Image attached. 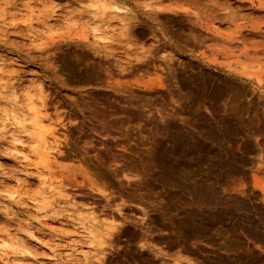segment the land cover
<instances>
[{"label":"rangeland","instance_id":"obj_1","mask_svg":"<svg viewBox=\"0 0 264 264\" xmlns=\"http://www.w3.org/2000/svg\"><path fill=\"white\" fill-rule=\"evenodd\" d=\"M0 58V264H264V0H0Z\"/></svg>","mask_w":264,"mask_h":264},{"label":"bare ground","instance_id":"obj_2","mask_svg":"<svg viewBox=\"0 0 264 264\" xmlns=\"http://www.w3.org/2000/svg\"><path fill=\"white\" fill-rule=\"evenodd\" d=\"M124 8H119V7H115V9H114V11H113V15L114 16H120V14L122 15H124ZM51 13V15H49L50 17H52V18H54L55 16H57L56 14L57 13H55V11L53 10V11H51L50 12ZM110 13H112V11L110 12ZM105 16V15H104ZM111 18V17H110ZM98 20V19H97ZM101 20V19H100ZM100 20L98 21V22H100ZM103 20V19H102ZM105 20V19H104ZM103 20V21H104ZM123 19H121V22H123L122 21ZM107 21V20H106ZM119 21V20H118ZM105 22V21H104ZM101 23L102 25H100L101 26V28H99L100 26H99V24L100 23H98V25L96 26V27H94V28H92V30H91V32H92V36L95 38L94 40H93V43H95V44H97L99 41H101V40H103L104 38L102 37V35H103V33H104V31L102 30V31H100V29H103L104 27H103V25L104 24H106L107 22H105V23ZM93 23V22H92ZM27 24H30V23H27ZM51 25H53L52 23H50ZM89 24V23H88ZM87 24V25H88ZM90 24H91V22H90ZM107 24H109V22L107 23ZM50 25V26H51ZM45 26H48V25H45ZM49 26V27H50ZM91 26H92V24H91ZM99 26V27H98ZM105 26V25H104ZM108 26V25H107ZM107 26H105V28H104V30L106 29V27ZM49 27H47V28H49ZM52 28H54V27H52ZM52 28H49L50 30L52 29ZM69 28H70V26H69ZM109 28V27H108ZM108 30V29H107ZM46 31V30H45ZM86 31V30H85ZM108 32V31H107ZM88 33V32H87ZM106 34V33H105ZM105 36V35H104ZM3 55V54H2ZM1 59V58H0ZM2 61V60H1ZM0 61V62H1ZM5 61V60H4ZM1 64V63H0ZM3 64H5L4 62H3ZM3 64H2V66H3ZM2 68L0 67V70H1ZM25 87H27V86H25ZM23 90V89H22ZM25 91V90H24ZM31 91V90H30ZM39 92V91H38ZM11 93H13V92H11ZM16 93V92H15ZM14 94V93H13ZM32 94H33V96H32ZM23 95H24V92H23ZM13 96V95H12ZM25 102L27 101V104L29 105V109L28 110H31V116L32 117H30L31 119H32V124H34L35 125V127L37 126L38 127V129H39V127L42 129V127H45L43 130H45L46 131V129H48V128H46V126H44V118L42 117V116H40L41 115V110L42 109H40L41 108V106L40 107H38V104L37 105H35L34 104V100H33V97H34V93H30L28 90H26L25 91ZM17 97V96H16ZM15 97V98H16ZM28 107V106H27ZM36 107H38V108H36ZM43 108V110H44V106L42 107ZM12 109V108H11ZM10 109V110H11ZM9 110V111H10ZM27 110V111H28ZM20 111V110H19ZM1 113H2V118H3V122H2V130H3V134L5 133L6 135L8 134V132H9V130H7V124H11V125H13V128L17 131H19L20 133H24L25 131V125H24V122L26 121L27 123L29 122L28 121V119H30V118H28L27 119V114H24L23 116H25L26 115V119L27 120H25V117H23L22 115H20L18 112H15L14 110H11L9 113L6 111V109H1ZM22 114V113H21ZM42 115H45V114H42ZM29 117V116H28ZM30 119V120H31ZM48 120V119H47ZM46 121V120H45ZM48 122V121H47ZM7 123V124H6ZM30 123V122H29ZM30 123V124H31ZM45 125H47V127H49V125H48V123H45ZM36 130V129H35ZM26 132H27V130H26ZM25 132V133H26ZM1 133V132H0ZM10 133V132H9ZM14 133V134H13ZM12 134L10 133L9 135H7V136H10L11 137V140L9 141L10 142V144H11V146H12V151H13V155L15 154V155H17V156H20L22 159H27V158H29L30 157V155H29V157H27L26 155H23L22 153H21V151H20V149H18V147L20 148V146H22L23 145V143H22V138L20 137V136H16V134H15V131L13 132ZM5 135V136H6ZM4 136V137H5ZM7 136L5 137L6 139H7ZM23 136V135H22ZM55 134L54 133H50V135H49V137H47L46 135L45 136H42L41 138L38 136V137H36V141L38 142V146H37V148H35V150L36 151H38V155H39V157H40V159H39V157H36V156H38V155H36L35 157L38 159V160H41V163H46L45 165L47 166V164H49V160L53 157L52 156V151H53V147H52V145H50V143H51V139H53L54 140V138H55ZM9 138V137H8ZM50 138V139H49ZM55 141V140H54ZM52 144V143H51ZM54 146V145H53ZM23 147V146H22ZM21 147V149H23ZM32 147H33V145H32ZM31 147V148H32ZM52 150V151H51ZM35 151V152H36ZM32 152V151H31ZM53 152H55V150L53 151ZM24 153V152H23ZM26 154V153H25ZM31 157H32V154H31ZM55 158V157H54ZM52 161V160H51ZM54 161V160H53ZM52 161V162H53ZM39 162V161H38ZM48 162V163H47ZM50 165V164H49ZM49 166H47V168H48ZM12 197V196H11ZM43 199V201L45 200V199H47V198H45L44 199V197L42 198ZM41 199V197H40V200H42ZM44 204H45V201H44ZM47 204V203H46ZM68 215V214H67ZM69 217H71V216H69ZM81 218V217H80ZM88 218V217H87ZM89 218H91V217H89ZM88 218V219H89ZM71 219V218H70ZM82 219L83 218H81V222H82ZM86 219V218H85ZM93 218H91V220H92ZM73 220V219H72ZM84 221V220H83ZM93 221H94V219H93ZM92 221V222H93ZM89 222H90V220H89ZM91 222V223H92ZM87 223V222H86ZM91 226V225H90ZM26 227V226H25ZM27 228H28V226H27ZM30 228V227H29ZM28 228V230H26V232H27V234L28 235H31L32 234V230L31 229H29ZM97 232H98V230H97ZM88 233H91L92 234V232H88ZM100 234V233H99ZM33 235H35L34 234V231H33ZM93 235V234H92ZM88 236H91V235H88ZM97 236V235H96ZM96 236L94 237V238H96ZM7 237V236H6ZM9 237V236H8ZM21 237H23V236H21ZM28 238V236H25L24 238ZM5 238V237H4ZM10 239L12 238V237H9ZM9 238H7V239H9ZM16 238V237H15ZM14 238V239H15ZM19 238V236L17 237V239ZM94 238H92V239H94ZM7 239H5V240H3V237H2V239L0 238V249L1 248H3V249H5V248H7L8 246H9V244L7 243V241L9 242V240H7ZM16 239V240H17ZM32 239V238H31ZM38 239V238H37ZM7 240V241H6ZM13 240V239H12ZM21 239H19L18 241H19V243L20 242H22V241H20ZM22 240H24V239H22ZM91 240V239H90ZM15 241V240H14ZM18 241H16L15 243H13V246H14V244H16ZM89 241V240H88ZM10 243H11V241H10ZM22 244V243H21ZM18 245H20V244H17V246ZM12 246V247H13ZM21 246V245H20ZM5 247V248H4ZM73 248V247H72ZM7 249H9V247L7 248ZM17 249V248H16ZM72 250V249H71ZM75 250V249H74ZM15 252V251H14ZM27 253H28V251H26ZM74 252V251H73ZM72 252V253H73ZM15 253H18V252H15ZM30 253V252H29ZM28 253V254H29ZM69 253V252H68ZM76 253V252H75ZM78 253H80V252H78ZM83 252H81V254H82ZM75 255V254H74ZM78 255V254H77ZM69 256H70V254H69ZM71 256H73V255H71ZM84 256V255H83ZM15 258H16V256H14ZM13 257V258H14ZM77 257H79V256H77ZM80 257H81V255H80ZM80 257H79V260L78 261H80ZM74 258H76L75 256H74ZM82 258V257H81ZM10 259V258H9ZM16 259H18V258H16ZM16 259H13L12 261L13 262H15V260ZM8 260V259H7ZM10 261V260H9ZM11 261V262H12ZM76 261V260H75ZM17 262V261H16ZM15 262V263H16ZM20 261H19V259H18V263H19ZM10 263V262H9ZM15 263H13V264H15ZM17 264V263H16ZM19 264H23L22 262L21 263H19Z\"/></svg>","mask_w":264,"mask_h":264}]
</instances>
